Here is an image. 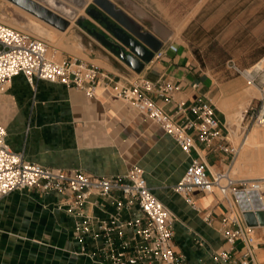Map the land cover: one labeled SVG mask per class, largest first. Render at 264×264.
<instances>
[{"label":"crops","instance_id":"1","mask_svg":"<svg viewBox=\"0 0 264 264\" xmlns=\"http://www.w3.org/2000/svg\"><path fill=\"white\" fill-rule=\"evenodd\" d=\"M112 1L163 41L162 55L154 58L141 73L135 72L85 27L109 35L104 24L80 13L76 19L82 18L83 25L78 23L77 29L68 28L65 35L67 43H75L82 55L66 52L64 57L78 56L106 72L114 79L112 88L101 87L95 97L89 98L83 91L62 83L38 80L34 88L23 74L17 75L8 89L0 92V103L4 104L1 107L9 110L11 116L7 121V141L13 150L23 152L26 159L51 167L81 168L95 175L124 174L134 166L142 167L153 193L176 217L174 246L185 257V264H223L218 257L223 250L239 258L243 254L242 243L232 245L224 236L227 209L221 197L196 192L198 211L173 187L182 179L192 157L200 154L211 171L232 167L238 177L262 178L255 176L258 168L253 157L241 168L235 167L243 146L255 131L252 126L243 134L247 125L244 112L240 123L232 121L245 101L240 92L241 81L216 83L208 73L200 72L186 50L171 40L174 30L166 18L152 13V9L158 11V2L146 0L141 5L135 0ZM41 24L51 26L46 22ZM27 32L38 36V31ZM139 78L181 85L169 99L151 93L170 113L181 99L211 100L218 117L233 130V142L240 143L235 160L232 162L223 152H208L199 139L188 155L147 115L115 96V87ZM177 120L183 121V117ZM90 201L83 211L97 221L117 213L111 200L93 195ZM68 202L58 193H44L38 188L14 191L2 198L0 264H99L80 253L81 243L74 236V228L76 220L82 217L68 211ZM122 213L125 218L130 216L126 210ZM208 213L212 216L211 223L204 218ZM255 234L256 259L264 264V225L255 226ZM88 244L93 243L88 240Z\"/></svg>","mask_w":264,"mask_h":264},{"label":"built area","instance_id":"2","mask_svg":"<svg viewBox=\"0 0 264 264\" xmlns=\"http://www.w3.org/2000/svg\"><path fill=\"white\" fill-rule=\"evenodd\" d=\"M161 55L160 50L155 58ZM256 66L241 69L234 60L228 62L230 69L244 75L248 84L257 85L262 93L260 105L250 104L245 112L251 115L243 134L248 132L252 120L264 127V79L259 80L264 67ZM20 74L34 88L38 80L62 83L83 91L89 98L95 97L101 87L110 90L114 81L106 72L78 56L58 58L56 49L45 38L0 20V92L6 91L14 77ZM114 89L117 98L147 115L188 155L196 148V139H199L205 143L208 152H223L232 162L237 157L240 143L233 142V130L218 117L211 100L189 102L181 99L170 113L151 93L169 99L181 89L180 84L139 78ZM179 116L183 121L177 120ZM7 136V128L0 121V200L14 191L33 188L65 197L69 201L68 211L82 217L76 220L74 228V236L81 243L80 253L93 262L185 264V257L178 254L174 246L176 217L153 193L142 167L134 166L124 174L95 175L81 168L46 166L26 159L23 152L13 150ZM173 190L198 211L196 192L219 195L227 209L223 219L224 236L232 245L242 243L240 250L243 251L239 258H234L231 251L223 250L218 253L219 259L223 264H259L255 253V226L247 225L237 193L245 192L251 201L249 193L255 191L264 205V177H238L232 167L211 171L200 154L192 157ZM93 195L113 201L117 213L98 221L86 215L84 205L91 203ZM136 208L139 212L135 211ZM124 210L129 212L128 218L123 216ZM204 218L212 222L211 213Z\"/></svg>","mask_w":264,"mask_h":264},{"label":"rangeland","instance_id":"3","mask_svg":"<svg viewBox=\"0 0 264 264\" xmlns=\"http://www.w3.org/2000/svg\"><path fill=\"white\" fill-rule=\"evenodd\" d=\"M135 1L141 5L146 3V0ZM154 1L159 3V8L158 11L152 9V13L166 18L174 30L171 40L176 45H180L182 50H186V54L191 57L200 72L208 73L216 83L239 79L241 94L244 95V99L250 100L247 108L243 110L244 113L250 104L256 107L260 105L262 93L259 87L248 84L244 75L228 67V62L234 60L241 69H250L256 65L264 67V0ZM75 4V2L68 1V6L79 7ZM93 6H95L94 1L91 0L85 7L80 6L79 8H84L82 13L91 16L88 9ZM31 16L37 22L40 21L38 19L44 20L10 0H0V18L3 21L16 24L18 29L36 33V25L34 20H31ZM50 25L48 27L53 29L55 37L36 34L52 44L57 51L58 58L64 57L66 52L82 55V51L78 50L74 44L67 43L68 37L61 35L63 30ZM73 26L77 29L78 19L74 21ZM263 79L264 71L259 76V80ZM1 106L4 104L0 103V121L7 128V121L11 116L9 110ZM250 115V113H245V123L249 122ZM232 121L240 123L241 115L236 113ZM252 126L253 129L264 132V127L254 124L253 120L249 128ZM255 176L264 177V174Z\"/></svg>","mask_w":264,"mask_h":264},{"label":"water","instance_id":"4","mask_svg":"<svg viewBox=\"0 0 264 264\" xmlns=\"http://www.w3.org/2000/svg\"><path fill=\"white\" fill-rule=\"evenodd\" d=\"M22 8L32 12L48 23L65 31L70 25V19L56 13L37 0H10ZM95 6L88 9V13L101 24H104L109 35L97 28L86 29L99 41L108 47L116 56L122 59L135 72L141 73L147 64L155 58L164 43L150 31L116 6L112 0H93ZM83 25V19H78ZM248 195L239 191L237 200L244 210L243 216L249 226L264 225V205L257 192L251 191ZM255 210V211H254Z\"/></svg>","mask_w":264,"mask_h":264},{"label":"bare ground","instance_id":"5","mask_svg":"<svg viewBox=\"0 0 264 264\" xmlns=\"http://www.w3.org/2000/svg\"><path fill=\"white\" fill-rule=\"evenodd\" d=\"M38 2H40L41 4L47 6L48 8L52 9L53 11H55L56 13L70 19L71 21V25L69 26V29H71L74 25V21L77 18V16L82 13L84 11V8H79L80 6L85 7L86 4L91 1V0H37ZM68 1L69 2H75L77 5H79V7L77 6H68ZM75 4V5H76ZM70 5V4H69ZM26 12V11H25ZM35 19V18H34ZM31 16V20H34ZM0 20H2L0 18ZM3 21V20H2ZM44 21V20H43ZM7 24H10L14 27H16V24L14 23H8L6 21H4ZM34 24L36 25V31H38L41 34H46L49 35L51 37H55V32L53 31V29L47 28L46 26H44L41 21L37 22V21H33ZM52 28V27H51ZM68 29V30H69ZM57 30V29H56ZM55 30V31H56ZM58 31V30H57ZM61 31V30H60ZM59 31V32H60ZM72 31V30H71ZM37 32V33H38ZM65 31L61 32V35L64 36L65 35ZM58 35V33H57ZM60 37V36H59ZM63 38V37H62ZM61 38V40H62ZM72 41V40H71ZM75 44V43H74ZM64 45V44H62ZM81 46V45H79ZM78 47V46H77ZM82 47V46H81ZM83 48V47H82ZM81 48V49H82ZM73 50V48H72ZM82 51V50H81ZM80 51V52H81ZM259 65V64H258ZM251 69V68H250ZM255 94V93H254ZM250 100L245 99V101H243L242 104H240L239 109L237 112V114L242 115L243 110H245L247 108V105L249 104ZM235 112V111H233ZM235 112V113H236ZM234 115V114H233ZM231 119V117H230ZM240 119V118H239ZM235 121V120H234ZM239 123V122H238ZM244 147V148H243ZM241 149V154H240V158L238 160V162L235 164L236 169L241 168L242 166H244V164L246 163V160L249 157H253L256 159L257 164L256 167L258 168L256 173L257 174H264V132L255 130L250 137H248V141L246 142V144L243 146ZM250 160V159H249ZM252 160V159H251ZM249 162V161H248ZM250 163V162H249ZM251 165V164H250ZM255 167V168H256ZM250 169H252V167H250ZM246 170V169H245ZM244 170V171H245ZM234 171V170H233ZM243 171V172H244ZM250 172V171H249ZM254 172V171H253ZM255 175V174H254Z\"/></svg>","mask_w":264,"mask_h":264}]
</instances>
